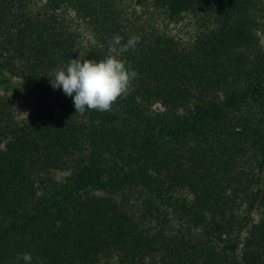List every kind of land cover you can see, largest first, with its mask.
Returning a JSON list of instances; mask_svg holds the SVG:
<instances>
[{
  "label": "trees",
  "instance_id": "obj_1",
  "mask_svg": "<svg viewBox=\"0 0 264 264\" xmlns=\"http://www.w3.org/2000/svg\"><path fill=\"white\" fill-rule=\"evenodd\" d=\"M117 34L138 78L75 114L50 78ZM260 35L264 0H0V264H264Z\"/></svg>",
  "mask_w": 264,
  "mask_h": 264
},
{
  "label": "clouds",
  "instance_id": "obj_2",
  "mask_svg": "<svg viewBox=\"0 0 264 264\" xmlns=\"http://www.w3.org/2000/svg\"><path fill=\"white\" fill-rule=\"evenodd\" d=\"M139 34L131 35L126 42L120 35H114L108 45L109 54L103 59H68L67 64L58 69L51 86L60 88L66 96L72 97L75 114L86 111H111L118 98L129 93L138 71L133 69L124 54L135 50L140 42ZM17 261L33 264L31 254H18ZM36 264H43L39 258Z\"/></svg>",
  "mask_w": 264,
  "mask_h": 264
},
{
  "label": "rangeland",
  "instance_id": "obj_3",
  "mask_svg": "<svg viewBox=\"0 0 264 264\" xmlns=\"http://www.w3.org/2000/svg\"><path fill=\"white\" fill-rule=\"evenodd\" d=\"M137 12H140V9L137 10ZM142 17H144V15H142ZM196 25L194 24V20L192 19H185L182 23L177 24V25H169L168 29L170 31L171 34H173L174 36H177L178 38L182 39L184 42H188L191 39V36L194 35V33L196 32ZM261 38V44L264 47V35H260ZM0 93L2 94V91L0 89ZM11 95V94H10ZM9 95V96H10ZM18 104H21V101H17ZM20 115L18 118H25L26 113L24 111V109H21V111H19ZM67 175V173H63V172H57L56 177L58 179L64 178ZM264 209V207L261 208H257L255 207V209L251 212V218L252 220H254L255 222H257L260 217H261V212ZM243 237H245V234L243 233L242 235Z\"/></svg>",
  "mask_w": 264,
  "mask_h": 264
}]
</instances>
